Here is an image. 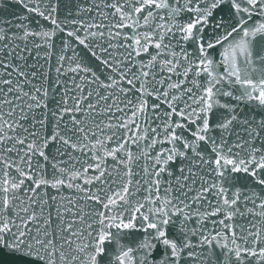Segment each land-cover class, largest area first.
<instances>
[{"label": "snow or ice", "instance_id": "snow-or-ice-1", "mask_svg": "<svg viewBox=\"0 0 264 264\" xmlns=\"http://www.w3.org/2000/svg\"><path fill=\"white\" fill-rule=\"evenodd\" d=\"M0 264H264V0H0Z\"/></svg>", "mask_w": 264, "mask_h": 264}]
</instances>
